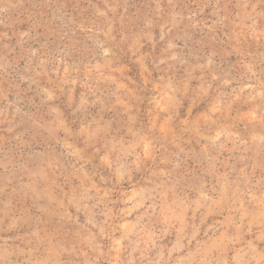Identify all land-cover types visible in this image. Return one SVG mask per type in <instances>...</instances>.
Instances as JSON below:
<instances>
[{
	"label": "rangeland",
	"instance_id": "rangeland-1",
	"mask_svg": "<svg viewBox=\"0 0 264 264\" xmlns=\"http://www.w3.org/2000/svg\"><path fill=\"white\" fill-rule=\"evenodd\" d=\"M0 264H264V0H0Z\"/></svg>",
	"mask_w": 264,
	"mask_h": 264
}]
</instances>
